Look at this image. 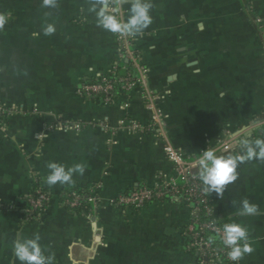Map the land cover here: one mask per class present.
Instances as JSON below:
<instances>
[{
    "label": "crops",
    "instance_id": "1",
    "mask_svg": "<svg viewBox=\"0 0 264 264\" xmlns=\"http://www.w3.org/2000/svg\"><path fill=\"white\" fill-rule=\"evenodd\" d=\"M121 2L126 20L130 0ZM56 3L48 9L42 0H0V14L9 16L0 28V102L16 109L0 130V264H20L14 242L34 234L53 264H195L183 235L190 216L183 199L140 209L110 200L173 175L164 142L186 156L205 149L235 155L242 137H264V0H151L153 22L135 46L159 120L154 132L142 133L117 127L124 118L150 122L138 88L107 104L77 93L81 82L120 64L114 33L89 11L95 0ZM48 23L56 30L45 36ZM57 117L107 129L50 127ZM48 162L82 164L85 172L50 186ZM237 173L222 196L208 197L222 222L247 228L254 250L241 264H264V161L240 164ZM37 184L50 203L25 223L21 209ZM96 184L97 206L62 205L63 191ZM244 200L253 213L243 211Z\"/></svg>",
    "mask_w": 264,
    "mask_h": 264
},
{
    "label": "built area",
    "instance_id": "2",
    "mask_svg": "<svg viewBox=\"0 0 264 264\" xmlns=\"http://www.w3.org/2000/svg\"><path fill=\"white\" fill-rule=\"evenodd\" d=\"M111 5L119 8V15L124 19L121 0H111ZM114 37L120 64L115 65L108 72H97L81 82L77 87V93L107 104L138 88L145 107L153 112L150 122L143 125L131 118H124L117 127L141 133L154 132L159 120V112L155 109L156 93L147 83V69L141 62L139 49L135 46L136 36L114 33ZM127 105L128 102L122 103V107H127ZM12 112H16V109L0 102V130L4 128V116ZM54 126L59 128L73 127L77 130L85 126L107 129V125L103 123L69 122L60 117H57L50 127ZM162 150L166 159L173 166V175L166 179L160 178L153 185L133 186L128 191L116 194L111 198L110 204L116 207L140 209L149 203L181 198L190 210V216L183 228V235L186 250L196 257L195 264H234L228 259V249L220 243L217 235L225 223L216 216L208 192L204 190L199 179L198 171L193 172V169L197 168V161L203 150L198 155L186 156L180 148L170 142H164ZM100 189V184H96L88 190L76 188L65 190L61 194L62 205L72 210L90 204L95 207L101 201ZM49 203L50 194L40 184H37L32 193L27 196L21 209L22 221L25 223L36 221L47 209ZM209 233L216 238L212 243L209 242ZM238 264H241V261Z\"/></svg>",
    "mask_w": 264,
    "mask_h": 264
},
{
    "label": "clouds",
    "instance_id": "3",
    "mask_svg": "<svg viewBox=\"0 0 264 264\" xmlns=\"http://www.w3.org/2000/svg\"><path fill=\"white\" fill-rule=\"evenodd\" d=\"M130 5L126 20L120 17L119 8L112 6L110 0H95L89 11L94 12L98 26L103 29L135 37L152 24V3L151 0H130ZM42 7L54 9L57 7L56 0H42ZM8 19V15L0 14V28L4 27ZM55 30V25L48 23L42 28V33L50 36ZM38 35L40 33H33L34 37ZM237 147L239 151L235 155H217L213 149L202 151L197 161V171L206 192L222 196L225 186L237 180V168L240 164L253 159L264 161V137L249 139L244 136L238 140ZM47 168L49 172L46 182L50 186L72 183L74 174L83 175L85 172L82 164L66 167L61 163L48 162ZM242 208L245 213L256 210L255 205L247 200L242 202ZM217 235L220 243L228 249V259L234 264H238L246 254H251L254 250L248 243L247 228L239 223H225ZM215 239L210 237L209 242L212 243ZM40 240L39 234H34L31 238L17 239L14 242L13 253L20 264H53L54 255H45Z\"/></svg>",
    "mask_w": 264,
    "mask_h": 264
},
{
    "label": "trees",
    "instance_id": "4",
    "mask_svg": "<svg viewBox=\"0 0 264 264\" xmlns=\"http://www.w3.org/2000/svg\"><path fill=\"white\" fill-rule=\"evenodd\" d=\"M77 189H78V188H77ZM78 190H80V189H78ZM80 209H81V208H78L77 210H80ZM208 236H209V237H212V234L209 233Z\"/></svg>",
    "mask_w": 264,
    "mask_h": 264
},
{
    "label": "water",
    "instance_id": "5",
    "mask_svg": "<svg viewBox=\"0 0 264 264\" xmlns=\"http://www.w3.org/2000/svg\"><path fill=\"white\" fill-rule=\"evenodd\" d=\"M193 172H197V168L193 169Z\"/></svg>",
    "mask_w": 264,
    "mask_h": 264
}]
</instances>
